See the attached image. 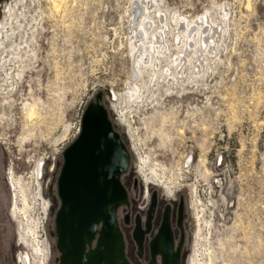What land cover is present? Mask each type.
<instances>
[{
	"label": "rangeland",
	"instance_id": "rangeland-1",
	"mask_svg": "<svg viewBox=\"0 0 264 264\" xmlns=\"http://www.w3.org/2000/svg\"><path fill=\"white\" fill-rule=\"evenodd\" d=\"M151 5L152 30L163 27L159 14L166 17V58L189 55L188 61L182 69L175 64L174 78L165 58L161 70L143 68L134 83L142 90L129 99L130 15L142 9L137 0H0V264H20L15 255L22 250L10 217V169L28 188L27 214L39 241L50 245L45 264H53L60 152L97 91L127 146L126 173L158 189L160 182L174 183L182 198L183 264L194 252L207 264L209 251L212 264H264V0ZM204 16L209 27L202 23L200 37L207 47L190 40L183 52L181 23L194 34ZM41 161L36 185L31 172ZM205 222L211 223L208 244ZM25 250L21 264L26 254L33 264Z\"/></svg>",
	"mask_w": 264,
	"mask_h": 264
},
{
	"label": "water",
	"instance_id": "water-1",
	"mask_svg": "<svg viewBox=\"0 0 264 264\" xmlns=\"http://www.w3.org/2000/svg\"><path fill=\"white\" fill-rule=\"evenodd\" d=\"M99 93L82 108L78 133L60 152L52 220L56 264H128L115 209L125 202L118 176L129 152Z\"/></svg>",
	"mask_w": 264,
	"mask_h": 264
},
{
	"label": "flooded vegetation",
	"instance_id": "flooded-vegetation-1",
	"mask_svg": "<svg viewBox=\"0 0 264 264\" xmlns=\"http://www.w3.org/2000/svg\"><path fill=\"white\" fill-rule=\"evenodd\" d=\"M126 171L127 168L118 176L125 192V202L120 203L115 209V218L122 234L125 261L128 264H175V262L183 264L186 231L184 203H182L181 196L175 193V190L169 192L163 187L158 189L157 185L149 184L150 182L146 180L138 183L136 178L129 176ZM14 178L18 177L14 176ZM6 181L11 190L12 205L14 196L9 184L8 173ZM10 217L15 220L11 210ZM17 224L21 226L19 222ZM23 231L24 229L18 231V242L15 243L22 249L16 252V263L21 264L20 257L26 253L25 248L27 247L33 257V264H45L50 255V245L39 241L41 245L43 243L48 248V253L43 250L42 254H36L32 250V242ZM23 241L28 242L27 245ZM185 258V264H190V258L188 259V256ZM57 259L58 252L57 255L52 256L51 262L56 264ZM30 261L26 254L22 263L31 264Z\"/></svg>",
	"mask_w": 264,
	"mask_h": 264
},
{
	"label": "bare ground",
	"instance_id": "bare-ground-1",
	"mask_svg": "<svg viewBox=\"0 0 264 264\" xmlns=\"http://www.w3.org/2000/svg\"><path fill=\"white\" fill-rule=\"evenodd\" d=\"M137 1L141 5L142 9L141 10L134 9L131 11V15H130L131 16V24H130L131 31H130L129 37L131 40H129L130 41V47L129 48L131 51L130 54H131L132 66H133V74H132L133 83H132V86L128 89V91L124 94V96L126 98H129V99H132V98L137 99V97L139 96V92L142 90V88L139 86L138 83L134 84L135 81L137 80V78L140 76L141 70L143 68H148L149 66L151 68H153V70H157V69L161 70L160 66H161L162 59L165 58L167 60L168 58H166V56L170 52V49H169L168 43H167L168 41H167L166 30H164V26H165L164 21L166 20V17L164 15L159 14L157 16V18H158L159 22L162 21L160 24H162L163 27L158 28L156 30L155 29L152 30L151 25L154 23H153L151 17L154 14L151 15V13L148 9H149V7H152L151 3H153V0H137ZM136 18H139V19L136 20ZM202 23L205 24L204 26L209 27V25L206 23V17L204 16L203 20L202 19L200 20L199 25L197 27L195 26L197 29L193 26L196 29L194 34L190 33V30H192L190 28H192V27L189 28V26L186 25L184 22L181 23L182 27L186 28V30L184 31L186 38H185V41L183 42V45H182L183 52H185L184 49L186 47L188 49V47L190 46V44H191L190 40H193V45L197 44V43L199 44L201 42L203 45L202 46L199 45L198 46L199 48L205 47V46L207 47L208 43L206 44V38L200 37V35L203 32V30L200 28ZM182 27H181V29H183ZM188 28L190 30H188ZM193 35L196 36L197 38L194 39ZM173 45H174V40H173ZM194 47H195V45H194ZM188 56H186L185 58H184V56H182L181 58H176V59H175V56H173L172 58H170V60L168 59L169 63L166 65V72L169 73V76L172 75L171 69L172 68L175 69V64H176V67L179 65V68H181V69L184 68L182 66H184V63L188 61V59H187ZM161 76H164L163 72L161 73ZM172 78H174V75H172ZM26 110L28 111V114H31L30 112H32L33 107L28 105V108ZM142 161H144V160H142ZM42 164H43V161L37 163L35 165V168L32 171V174H31L32 179L34 180L36 185H38L37 179L42 174L41 173L42 172V168H41ZM35 170H36V174H35ZM140 173L143 176H145V170H143V166H141ZM36 175H37V179H36ZM154 178H157L156 175L154 176ZM8 179H9V184H10V187L12 189L13 196H14L13 200H12L13 202L11 205V214L17 222L22 224V226H19V231L24 229V231H23L24 234L32 242V250L36 254H42L43 250L41 247L42 246L41 243H39L37 224H35L33 219L30 218L29 214H27L29 212V210H28L29 203L27 200L28 196H25V193H26L25 191H28L27 190L28 188L25 190V188H24L25 186H23L24 184L21 185L19 182L21 178L20 179L14 178L11 170L8 172ZM146 181H149V180L146 179ZM160 183H162V185H163L162 187L165 188L166 191L169 190V192H171L172 189L175 188L174 183H170V185H166L167 183H163V182H160ZM29 193H30V191H29ZM30 206H31V204H30ZM195 218H196V222L198 225V231L195 234V239L197 240L200 236L199 235L200 234L199 229H201L200 228L201 227L200 226L201 220L199 219L200 217H198L197 214L195 215ZM202 222H204V221H202ZM205 226H206V228H209V233L205 238H203V240H204V244H208L209 240H210V234H211L210 233L211 223L205 222ZM195 256H196V252H194V255L190 259V262H189L190 264H200V262L198 261L197 258H195ZM207 256H208V263L207 264H212V258L213 257L211 255L210 251L208 252Z\"/></svg>",
	"mask_w": 264,
	"mask_h": 264
},
{
	"label": "built area",
	"instance_id": "built-area-1",
	"mask_svg": "<svg viewBox=\"0 0 264 264\" xmlns=\"http://www.w3.org/2000/svg\"><path fill=\"white\" fill-rule=\"evenodd\" d=\"M81 114H82V111H81ZM81 114H80V117H81ZM78 129H79V125L77 124V129H76L75 135L78 133Z\"/></svg>",
	"mask_w": 264,
	"mask_h": 264
}]
</instances>
